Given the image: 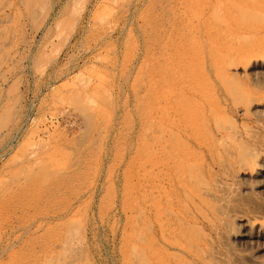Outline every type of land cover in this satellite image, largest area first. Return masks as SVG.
I'll use <instances>...</instances> for the list:
<instances>
[{"label":"rangeland","instance_id":"rangeland-1","mask_svg":"<svg viewBox=\"0 0 264 264\" xmlns=\"http://www.w3.org/2000/svg\"><path fill=\"white\" fill-rule=\"evenodd\" d=\"M262 212L264 0H0V220L76 264H264Z\"/></svg>","mask_w":264,"mask_h":264},{"label":"bare ground","instance_id":"bare-ground-1","mask_svg":"<svg viewBox=\"0 0 264 264\" xmlns=\"http://www.w3.org/2000/svg\"><path fill=\"white\" fill-rule=\"evenodd\" d=\"M167 144L170 145V143H167V142H161V144L159 145V151H160V154H161L160 155L161 167L164 166L163 163H164V159H165V156H166V155L164 156V154H165L166 150H169V152L171 153V155H169V158H170V161H169L170 170L172 172L176 173V174H177V171L180 170V173L179 174H182L183 177H185L186 179H193V180H195L196 176L198 177V174L195 171H193V169L191 168V166L188 164L187 161L184 164H178L177 161L180 160L182 157H180L179 155H177L172 150L173 148L171 146L167 145ZM185 152H187V151H185ZM166 161H167V159H166ZM165 168L167 169V167H165ZM212 180H214V179H212ZM217 181H219V180H217ZM217 181H215V182H217ZM219 183H220V181H219ZM216 185H217V187L218 186L220 187L221 184H219V185L216 184ZM175 186H176V184H175ZM222 186L224 187V185H222ZM189 187H190V191L192 193V196H193V193L200 191L199 189H197V187L195 185L194 186L190 185ZM192 187L194 188V190L192 189ZM201 190H204L203 193H202V196L205 198L204 200H200L201 204H206L209 201L210 202L218 201V203H220L219 202L220 199H218V197L213 196V194L209 193L204 188H202ZM227 192L228 191H226L225 196H226V198L228 200H231V197L232 196L230 194L227 195ZM222 193H223V191H222ZM223 195H224V193H223ZM234 200H231V201H234ZM220 205H223V204L220 203ZM216 209H220V208H216ZM218 211L219 210H217V212ZM234 212H236V211H234ZM220 214L223 215V216H226V215H224V212H220ZM262 214H264V213L262 212ZM183 217H184V215H183ZM233 218H234V221H246V222L248 221V220L245 219L244 212L243 211H240L238 214H235L233 216ZM248 219H251V218H248ZM9 224H11V222L10 223H7V222H5V220H2V219L0 220V264H76V250H75V247H73V245H72L71 242L66 243V242H63L62 240H55L51 244L42 243L43 241L37 242L34 239H32L30 236L32 234L36 233L38 229H41L40 228L41 225H40L39 228H36V229L31 230L30 227H27V228L23 229L22 227H19L17 225H15V226H12L11 225L9 227ZM4 225L5 226H8V229H9L8 232H7V230H3L2 229V227ZM167 231H168V229H167ZM163 232H165V231L163 230ZM166 233H164V234H166ZM169 237L171 238L172 236H169ZM180 239L181 238L175 239V240L173 239L170 242L173 245H180V246L182 245V247H183V244H185V245L187 244V241H185L184 239H181V240ZM147 249H148V247L146 246L145 247V250H147ZM184 253H185V251H184ZM142 260H143L144 264H147V259H146L145 255H143V259H141V261Z\"/></svg>","mask_w":264,"mask_h":264}]
</instances>
